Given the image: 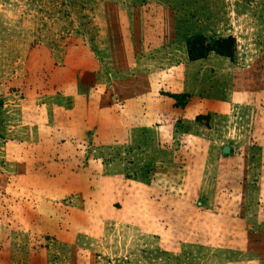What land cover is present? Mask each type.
<instances>
[{
  "label": "rangeland",
  "instance_id": "rangeland-1",
  "mask_svg": "<svg viewBox=\"0 0 264 264\" xmlns=\"http://www.w3.org/2000/svg\"><path fill=\"white\" fill-rule=\"evenodd\" d=\"M0 264H264V0H0Z\"/></svg>",
  "mask_w": 264,
  "mask_h": 264
},
{
  "label": "trees",
  "instance_id": "trees-1",
  "mask_svg": "<svg viewBox=\"0 0 264 264\" xmlns=\"http://www.w3.org/2000/svg\"><path fill=\"white\" fill-rule=\"evenodd\" d=\"M186 48L191 61L203 59L209 52L232 59L235 55V38L230 35L227 38L217 40L212 45H208L202 35H196L186 41Z\"/></svg>",
  "mask_w": 264,
  "mask_h": 264
}]
</instances>
